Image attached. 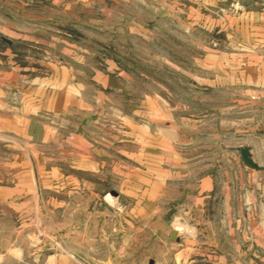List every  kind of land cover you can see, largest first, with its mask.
Here are the masks:
<instances>
[{
    "label": "crops",
    "instance_id": "crops-1",
    "mask_svg": "<svg viewBox=\"0 0 264 264\" xmlns=\"http://www.w3.org/2000/svg\"><path fill=\"white\" fill-rule=\"evenodd\" d=\"M235 1L242 12L228 10ZM3 16L0 144L9 152L0 156V200L33 199L40 209L49 193L60 207L64 194L115 191L124 224L168 229L175 264H264V140H236L230 117L238 107L246 122L264 94V0H14ZM17 16L29 21L17 26ZM44 32L64 36L44 44L32 35ZM80 32L103 35L101 49L75 41ZM220 32L227 50L206 46L190 63L189 79L206 88L179 93L227 104L211 99L192 115L164 83L173 69L189 80L187 59L173 51L189 37L203 51L201 36ZM244 147L259 169L244 164ZM27 254L8 247L0 264Z\"/></svg>",
    "mask_w": 264,
    "mask_h": 264
},
{
    "label": "rangeland",
    "instance_id": "rangeland-1",
    "mask_svg": "<svg viewBox=\"0 0 264 264\" xmlns=\"http://www.w3.org/2000/svg\"><path fill=\"white\" fill-rule=\"evenodd\" d=\"M239 4L245 7L241 1L231 2L228 10L231 12H242L235 10L233 4ZM14 0H0V29H3L5 18L3 11L6 8H13ZM229 11V12H230ZM17 26L24 24L29 20L19 16L9 18ZM50 17H44L43 23L48 24ZM171 25L175 30H179L177 18H171ZM162 20H159V24ZM162 23V22H161ZM79 25L78 23H75ZM203 34V33H202ZM42 40L44 44L49 43L52 37L64 34L38 33L32 34ZM109 35V34H108ZM159 39L163 40V33L157 34ZM175 40H179V34H175ZM98 33L80 32L74 34V40L85 44L87 47L101 49L99 46L103 42ZM204 40L205 48L203 51L197 49L191 38H188L187 48H176L173 52L174 59H178L179 52L181 58H186L188 63V79L193 74L195 67L190 64L194 61L197 54L204 55L206 46H211L216 50H227V36L223 33H204L201 36ZM104 39H106L104 37ZM141 41H144L140 39ZM145 40H147L145 38ZM47 50H44L46 53ZM179 60V59H178ZM185 62V61H184ZM200 72L207 74L210 72L207 68L200 69ZM171 76L167 81V87L172 89L176 94L172 100L176 104L187 105L192 108V115H198L201 106L217 103L219 105L227 104V97H211L207 93L204 97L189 95L181 96L180 91H190V89H202L206 86L184 80H179V70L173 69ZM176 74V75H174ZM141 83V82H140ZM147 82L142 81L141 89H147ZM198 85V86H197ZM211 99L214 100L211 102ZM203 100V101H202ZM201 101V102H200ZM252 101L260 104L253 106L245 114L242 109L236 107L235 113L230 117L236 118L235 128L236 140H264V94L255 96ZM201 105V106H199ZM226 116V114H224ZM250 120V121H249ZM243 133L250 134L244 136ZM238 144V141H237ZM260 149H261V145ZM4 152H9L0 144V156ZM240 153L236 152V165L240 163ZM51 193L45 194L43 200L45 203L40 209L33 208L34 200L26 202L21 206H11L9 203L0 200V252L8 247H22L27 251V257L22 264H47V255L55 254L56 264H175L173 258L172 245L166 232L158 229L153 232V227H149L141 222L139 225L124 224L121 221L125 216L127 209L117 208V195L115 191L95 194H81L76 198L64 194L60 200L67 202V205L58 207L57 203L52 200ZM69 201L72 203L68 205ZM179 232L183 229L178 226ZM182 231V233H184ZM173 243L176 241H172ZM37 251L41 256L37 261L32 256ZM76 255V258L73 257ZM49 264L52 262H48Z\"/></svg>",
    "mask_w": 264,
    "mask_h": 264
},
{
    "label": "water",
    "instance_id": "water-1",
    "mask_svg": "<svg viewBox=\"0 0 264 264\" xmlns=\"http://www.w3.org/2000/svg\"><path fill=\"white\" fill-rule=\"evenodd\" d=\"M241 156H243L242 160H243L244 164L247 167H252V168H255V169H259L258 164L253 159L254 156L252 155L250 147H244L241 150ZM171 241H177V242L180 241L179 233H178V231L176 229L173 230V232L171 234Z\"/></svg>",
    "mask_w": 264,
    "mask_h": 264
},
{
    "label": "built area",
    "instance_id": "built-area-1",
    "mask_svg": "<svg viewBox=\"0 0 264 264\" xmlns=\"http://www.w3.org/2000/svg\"><path fill=\"white\" fill-rule=\"evenodd\" d=\"M233 7H234L235 10H243V9H245L244 6L239 5L238 3L237 4H233Z\"/></svg>",
    "mask_w": 264,
    "mask_h": 264
},
{
    "label": "clouds",
    "instance_id": "clouds-1",
    "mask_svg": "<svg viewBox=\"0 0 264 264\" xmlns=\"http://www.w3.org/2000/svg\"><path fill=\"white\" fill-rule=\"evenodd\" d=\"M183 227V229L186 231L189 227H190V225H184V226H182Z\"/></svg>",
    "mask_w": 264,
    "mask_h": 264
}]
</instances>
